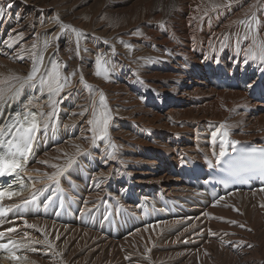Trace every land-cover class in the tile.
Masks as SVG:
<instances>
[{"label":"bare ground","instance_id":"1","mask_svg":"<svg viewBox=\"0 0 264 264\" xmlns=\"http://www.w3.org/2000/svg\"><path fill=\"white\" fill-rule=\"evenodd\" d=\"M0 9V143L16 117L37 110L40 120L22 194L6 203L32 191L43 200L4 219L18 257L1 264H264V188L210 196L188 176L214 162L225 130L264 146V101L240 84L264 80V0H0ZM53 65L67 77L58 95L39 82ZM223 77L237 85L220 87ZM105 106L101 139L89 121Z\"/></svg>","mask_w":264,"mask_h":264},{"label":"snow or ice","instance_id":"2","mask_svg":"<svg viewBox=\"0 0 264 264\" xmlns=\"http://www.w3.org/2000/svg\"><path fill=\"white\" fill-rule=\"evenodd\" d=\"M0 11H2V9H0ZM253 20H256L255 16H253ZM72 31L76 33L77 37L81 35L80 32L74 28L72 29ZM45 47H47V45H45ZM260 50L262 55H264V44L260 46ZM42 62L43 58H38V63L33 66L31 74L26 78L28 81H33L37 78V75L40 71V67L42 66ZM106 73V62L102 63L101 60L98 59L96 74H104L105 78H107ZM39 82L42 85L46 84L50 95H58L65 87L67 77L61 78L60 73L58 71V66L53 65L51 72L48 74L47 80L42 77ZM0 99H3V97L0 96ZM103 100L104 97L103 95H101V101ZM55 103L56 101H53V104ZM30 115L31 118H26V122L21 121L19 116L16 117L15 122L9 126V129H16V134L13 136L12 139H5L2 143H0V176L12 175L13 173H15L16 176H20V173L25 171V165L28 156L32 151V146L36 140V135L40 131V124L36 120L35 115ZM110 119V113L105 106V110L99 114L98 118L89 121L90 124H93L95 126L93 129L94 131L96 130V128H99L101 139H104L108 136V126ZM45 127H47V125H45ZM220 128L225 129V125H221ZM217 134V132H214L212 134L213 142H215ZM3 135L4 130H0V136ZM222 135L223 139L221 141L220 151L217 156V162H219L225 156L228 155L227 145L229 143H236L235 141L228 140L229 133L227 130L223 131ZM228 166L229 170L234 175H245L255 173L264 176V148H254L250 152L241 153L237 157L233 158L231 161H228ZM58 175L59 173H57L55 176L49 177V179H51L54 183L59 184V180L57 179ZM22 190L23 188L21 185V192L0 191V200H2L5 196L11 198L14 195H21ZM27 202L28 201H25V203ZM0 247L6 246L0 245Z\"/></svg>","mask_w":264,"mask_h":264},{"label":"rangeland","instance_id":"3","mask_svg":"<svg viewBox=\"0 0 264 264\" xmlns=\"http://www.w3.org/2000/svg\"><path fill=\"white\" fill-rule=\"evenodd\" d=\"M149 1L151 2V0H149ZM88 9H90V8H87V10H88ZM192 66H193V64L189 65V66H188V69H190V67H192ZM188 76H191V75L188 73ZM157 102H158V101H157Z\"/></svg>","mask_w":264,"mask_h":264}]
</instances>
